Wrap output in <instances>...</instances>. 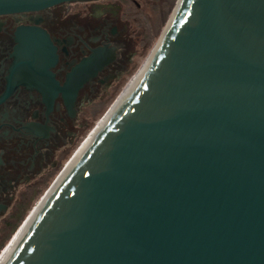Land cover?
Segmentation results:
<instances>
[{"label":"water","instance_id":"water-1","mask_svg":"<svg viewBox=\"0 0 264 264\" xmlns=\"http://www.w3.org/2000/svg\"><path fill=\"white\" fill-rule=\"evenodd\" d=\"M136 74L1 264H264V0H176Z\"/></svg>","mask_w":264,"mask_h":264},{"label":"flooded vegetation","instance_id":"flooded-vegetation-1","mask_svg":"<svg viewBox=\"0 0 264 264\" xmlns=\"http://www.w3.org/2000/svg\"><path fill=\"white\" fill-rule=\"evenodd\" d=\"M145 2L0 14V244L138 68L157 30Z\"/></svg>","mask_w":264,"mask_h":264},{"label":"rangeland","instance_id":"rangeland-1","mask_svg":"<svg viewBox=\"0 0 264 264\" xmlns=\"http://www.w3.org/2000/svg\"><path fill=\"white\" fill-rule=\"evenodd\" d=\"M176 0H146L145 5L147 4H151V8L150 11H153V19L157 20V30L155 35L153 36V39L150 43V45L146 48L144 55L141 58V61L139 63L138 68H136L126 79V82L124 83L123 87L121 88V90H119L115 96L110 100V102L107 104V106L97 115L94 123H92V125L89 127V129L83 134V136L80 139L79 145L82 143V141L85 139V137L88 135V133L95 127L96 122L99 120V118H101L105 112L108 110L109 106H111L114 101L116 100V98L118 97V95L120 94V92L125 88V86L129 83V81L131 80V78L134 76V74H136L138 71L140 70L141 66L143 65V62L145 61V59L147 58L151 48L153 47L155 41L157 40V37L163 27V25L165 24L174 4H175ZM79 147V146H78ZM77 150V149H76ZM75 153V152H74ZM58 175L55 174V176H53V178L50 180V182H48V184L38 193V195L32 200V203L29 207V209L27 210L26 214L24 217L27 216L28 212L31 210V208L34 206V204L37 202V200L39 198L42 197V195L48 190L49 186L53 183L55 177ZM24 217L21 219L20 223L18 224L17 228L19 227V225L22 223V221L24 220ZM17 228L15 229V231L17 230ZM14 231V232H15ZM14 232L10 235V237L7 238V240L4 242L3 241V246H0V250L3 249V247L5 246V244L9 241V239L11 238V236L14 234Z\"/></svg>","mask_w":264,"mask_h":264},{"label":"bare ground","instance_id":"bare-ground-1","mask_svg":"<svg viewBox=\"0 0 264 264\" xmlns=\"http://www.w3.org/2000/svg\"><path fill=\"white\" fill-rule=\"evenodd\" d=\"M144 63V62H143ZM139 71V70H137ZM137 74H134V76L131 78V80L129 81V83L125 86V88L120 92V94L118 95V97L116 98V100L114 101V103L109 106L108 110L105 112V114L99 118V120L96 122L95 127L88 133V135L85 137V139L82 141V143L79 145V147L77 148V150L75 151L74 155H76L79 150L85 145V143L88 141V139L96 132V130L100 127V125L103 123V121L105 120L106 116L109 114L110 110H112V108L115 106V104L117 103L118 100H120L123 96V94L125 93L126 89L128 88L129 84L132 82V80L135 78ZM74 155L71 157L73 158ZM70 158V159H71ZM69 159V160H70ZM69 162V161H68ZM68 162L66 164H68ZM51 188V187H50ZM50 188H48V190L42 195L41 198H39L37 200V202L34 204V206L31 208V210L28 212L27 216L24 217V220L22 221V223L19 225V227L17 228V230L14 232V234L12 235V237L9 239V241L5 244V246L3 247V249L0 252V264L2 262V260L6 257V255L8 254V252L11 250V248L15 245V243L17 242V240L19 239L21 233L23 232L24 228L26 227V225L29 223L30 219L32 218L33 214L36 212L37 208L39 207V205L41 204V202L44 200V198L47 196Z\"/></svg>","mask_w":264,"mask_h":264},{"label":"trees","instance_id":"trees-1","mask_svg":"<svg viewBox=\"0 0 264 264\" xmlns=\"http://www.w3.org/2000/svg\"><path fill=\"white\" fill-rule=\"evenodd\" d=\"M20 221H21V220L19 219V220L17 221V223L13 225L10 234H9L8 236L5 237V241H6L7 238L10 237V235L15 231V229L17 228V226H18V224L20 223ZM5 241H4V242H5ZM3 244H4V243L2 242V243L0 244V246H3Z\"/></svg>","mask_w":264,"mask_h":264},{"label":"built area","instance_id":"built-area-1","mask_svg":"<svg viewBox=\"0 0 264 264\" xmlns=\"http://www.w3.org/2000/svg\"><path fill=\"white\" fill-rule=\"evenodd\" d=\"M12 237V236H11ZM2 250V249H1ZM1 250H0V252H1Z\"/></svg>","mask_w":264,"mask_h":264}]
</instances>
